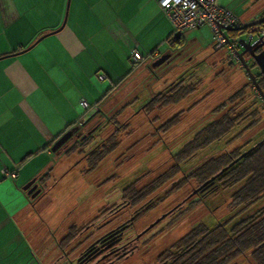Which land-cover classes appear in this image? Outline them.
Listing matches in <instances>:
<instances>
[{"label":"rangeland","instance_id":"374dc122","mask_svg":"<svg viewBox=\"0 0 264 264\" xmlns=\"http://www.w3.org/2000/svg\"><path fill=\"white\" fill-rule=\"evenodd\" d=\"M217 1L242 15L256 0ZM224 33L233 35L227 31ZM153 37L159 41L155 33ZM246 38L242 33L237 39ZM162 39L154 46L161 56L167 50L176 51L181 47L177 56L168 60L166 65L154 66V61L138 64L136 68H140L136 76L141 73L139 89L122 103L134 99L130 108L138 110L150 96L180 78H183V86H196V91L177 106L169 108L165 117L177 115L178 119L160 136H148L153 129L145 130L140 117L135 119L130 125L134 132L122 133L119 147L92 172L88 171V163L82 161V156L110 131L109 125L101 124L89 143L76 155L51 158L55 166L49 180L42 182L41 193L46 194L49 187H55L39 200L35 210L41 213L58 242L72 230L74 237L62 252L56 246L57 255L50 264H93L94 261L87 263L82 260L78 263V253L87 247L99 246L100 240L116 224L129 221L133 222L132 228H124L121 240L138 241V249L129 254L132 250L125 248L115 259L108 257L109 251L101 250L94 264H159L163 253L176 252L172 245L200 223L210 229L224 222L226 230L231 232L237 224L264 213V196L244 208L233 207L230 200L233 189L218 185L208 193L192 198L190 203L186 202L199 185L189 175L203 159L242 153L264 139V102L257 91L252 90L253 85L236 56L227 49L214 52L213 37L207 27L182 33L178 42L173 40L172 32ZM241 51L237 47V52ZM244 62H247V56H244ZM246 64L248 66L249 63ZM239 92H243L241 97L233 100ZM227 110L231 118L237 119L229 133L195 152L192 158L179 162L180 171L170 174L175 164L172 156L194 141L201 126L218 119ZM92 113L87 111L85 115ZM158 124L154 121L155 126ZM133 185L139 193L155 189L141 203L130 207L124 193ZM187 204L193 205L189 211ZM228 264H251V260L247 253L246 257H236Z\"/></svg>","mask_w":264,"mask_h":264},{"label":"crops","instance_id":"0c3cea01","mask_svg":"<svg viewBox=\"0 0 264 264\" xmlns=\"http://www.w3.org/2000/svg\"><path fill=\"white\" fill-rule=\"evenodd\" d=\"M257 1L242 15L232 12L244 24L264 18V0ZM66 2L0 0V58L32 46L0 60V264H49L57 255V238L35 210L55 186L35 200L23 186L49 180L52 157L76 155L51 147L90 117L79 101L99 107L110 88L130 78V50L137 49L142 65L155 61V44L172 32L158 0H69L67 9ZM65 12L63 28L35 43L58 30ZM3 169L16 170V178Z\"/></svg>","mask_w":264,"mask_h":264},{"label":"trees","instance_id":"16d2710c","mask_svg":"<svg viewBox=\"0 0 264 264\" xmlns=\"http://www.w3.org/2000/svg\"><path fill=\"white\" fill-rule=\"evenodd\" d=\"M260 26H264V24H260ZM233 35H235V33ZM180 37L181 34H179V39ZM173 40L178 42V40L174 38ZM248 60L249 57H247L246 63L251 62ZM136 66L131 65L130 76L128 75L130 78L128 80L126 79L125 82H122V80L110 88L107 94L102 98L101 104L97 107V111L93 112V114L80 125L82 128H87L89 126L97 127L100 124H106L110 127V131L99 143L95 144L82 156V161L86 160L88 163L89 172L94 171V167L100 165L104 159L119 147L122 133L130 134L131 131L134 132V129L130 125L135 119H139L140 117V121L142 120V126L145 130L149 129V127L153 129L152 132H147L148 136H160L161 133H164L174 126L178 116L175 115L169 118L165 117V114L169 108L177 106L196 91V86H183V78H180L172 82V84L168 85L165 89L150 96L148 101H146L140 109L133 111L130 105L133 103L134 99H132V101H126L125 103L122 102L124 99L130 97L131 93L137 90L141 83V79L139 78L141 73L136 76L137 70L140 67L136 68ZM248 67L250 72L254 75L257 85L261 91L264 92V76L260 73L256 74L255 71L252 72L250 64H248ZM132 79L134 81L129 85ZM252 90L256 91L254 87ZM242 93L243 92H239L235 94L233 100L241 97ZM154 121L159 122L158 126L154 125ZM236 124L237 119L231 118L227 110L218 119L205 126H201L194 141L188 143L186 148L179 149V151L172 156L175 164L171 167L170 174L175 175L180 171L179 162L192 158L198 150L206 148L213 142L219 141L224 135L228 134ZM145 136L146 135H144V137ZM90 138L91 137H85L83 140H78L71 147L62 152L66 155L71 153L77 154L81 148L89 143L88 141ZM143 138L141 137V139ZM257 143L258 145L252 151L228 168L226 167L246 150L242 153L232 152L216 158L207 157L203 159L189 175V178H193L198 182L199 185L197 188L222 169H226L213 182L198 193H208L215 189L217 185L221 188L233 189L230 197L231 203L233 207L242 208L255 203L261 196H264V139H261ZM180 173H182V171ZM44 177L46 176L40 177L41 183L44 182ZM238 184H240V186L236 188L235 186ZM154 189L155 188H149L145 192L139 193L135 190V186L133 185L124 193V197H128L129 206L134 207L141 203L144 197L153 193ZM198 193L187 198L186 202L190 203L192 198L200 197ZM191 204H187L189 206L187 208L188 211L193 207ZM208 212L209 211H207V213ZM70 233V235L67 234L64 236L60 242L53 244L54 247H59L60 252H62L64 246H68L73 239V230ZM113 238L114 236L110 238V241ZM171 248L176 250V252H164L162 255L163 258L159 262L165 261L167 262L166 264H228L236 257H246L248 253L251 264H264V213L247 220L243 224H237L232 228L231 232L226 230L224 222L209 231L204 225H197L178 239ZM87 250L89 249H83L78 253V263H80L81 260L84 262L87 257Z\"/></svg>","mask_w":264,"mask_h":264},{"label":"built area","instance_id":"2783aa9c","mask_svg":"<svg viewBox=\"0 0 264 264\" xmlns=\"http://www.w3.org/2000/svg\"><path fill=\"white\" fill-rule=\"evenodd\" d=\"M162 16L169 22L173 35L182 34L191 30L207 27L213 37V48L226 47L232 56H236L237 39L242 33L246 35L245 41L250 40V44L264 41V26L253 25L244 28V24L232 11L218 4L217 0H158ZM219 27L226 29L241 28L234 32L235 35H224L219 31ZM264 49L262 46L259 50ZM237 58V57H236ZM129 59L132 65L143 62V57L136 48L129 52ZM79 105L85 111L95 112L97 106H89L84 100L79 101ZM3 175L11 180L17 176V171L2 170Z\"/></svg>","mask_w":264,"mask_h":264},{"label":"water","instance_id":"95a60500","mask_svg":"<svg viewBox=\"0 0 264 264\" xmlns=\"http://www.w3.org/2000/svg\"><path fill=\"white\" fill-rule=\"evenodd\" d=\"M69 4V0H67L66 2V9L67 6ZM66 21V12L62 21V24L60 25V27L58 28V30H56L55 32L49 33V34H44L42 36H40L35 43L41 41L42 39H44L45 37L51 35V34H55L56 32H58L59 30H61L65 24ZM260 24H264V18H260L256 21H253L251 23H248L244 26V28L253 26V25H260ZM241 28H231V29H226L223 27H219V31L221 32V34L223 36L224 32H238L240 31ZM174 39L178 40L179 39V34L176 33L174 35ZM237 46L239 48L242 49V51L240 53H238L237 51H235L236 57L239 61V63L241 64L244 72L246 73V75L248 76V79L250 80V82L252 83L253 87L255 88V90L257 91V93L259 94L260 98L262 101H264V92L261 91V89L259 88V86L257 85L256 81H255V77L254 75L250 72L249 67L247 66V64L244 62V56H247L249 58H251L254 63L256 64V66L258 67V69L260 70V73L262 75H264V49L260 50L258 52V50L264 46V41H262L261 43L259 42H255L253 44H250V40H239L237 42ZM32 46L26 48L25 50H22L18 53L9 55V56H16L19 55L21 53H24L26 51H28ZM9 56H5V57H9ZM5 57H1V59L5 58ZM169 59V55L167 54H163L162 56H160L157 60L154 61V66H159L161 64H163L164 62L166 63V61H168ZM77 129L76 127H73L71 129H69L68 131H66L64 134H62L52 145L51 147V151L53 153H58V152H62L64 150V144L66 143V141L72 136V130ZM93 132V131H91ZM91 132H89L88 134H91ZM86 137V135L82 136L80 138V140H83ZM258 145L255 144L254 146H252L251 148H249L248 150H246L245 152H243L238 158H236L235 160H233L226 168L232 166L233 164H235L236 162H238L241 158H243L246 154H248L250 151H252L256 146ZM222 169L220 172H218L217 174H215L214 176H212L210 179H208L206 182H204L201 186H199L197 189H194L191 194L187 197H191L192 195L198 193L199 191H201L202 189L206 188L211 182H213L223 171H225V169ZM22 191L26 193L27 196L30 197V199H35L41 192V189L38 187L37 184V180L36 178H33L32 180H30L29 182H27L23 188ZM155 224V222L151 225H149L146 229H144L138 236L137 238L142 235L143 233L147 232L153 225Z\"/></svg>","mask_w":264,"mask_h":264},{"label":"flooded vegetation","instance_id":"af4514ba","mask_svg":"<svg viewBox=\"0 0 264 264\" xmlns=\"http://www.w3.org/2000/svg\"><path fill=\"white\" fill-rule=\"evenodd\" d=\"M181 47L177 48L176 51L175 49L174 50H170L166 53V55L168 54L169 55V59L168 60H171V59H174L176 56H177V51L180 50ZM260 50H258L259 52ZM249 60L251 61L249 64L250 66L255 70V73H260V70L258 69V67L256 66V64L254 63V61L249 58ZM248 60V61H249ZM167 62V61H166ZM255 64V66H254ZM162 65H165V62L162 64ZM261 74V73H260ZM144 75V73L142 74ZM262 75V74H261ZM264 76V75H262ZM101 125V124H100ZM100 125H98L97 127H87V128H82L80 125L77 126V129L75 130H72V136L66 141V143L63 145L64 146V150H66L67 148L71 147L76 141L80 140V138L84 135H86V138L88 137H92V135L96 132V130L100 127ZM68 131V130H67ZM93 131V132H91ZM89 132H91V134H88ZM37 184H38V187L41 189L42 191V188H41V185L42 183L40 182V178L37 179ZM41 193V192H40ZM42 194V193H41ZM206 193H198V196H202ZM133 218V217H132ZM132 221H129V222H125V223H118L116 224L115 228H112V230L110 232H108L101 240H100V245L97 246V245H94V246H90V247H87V257L86 259L84 260L85 262L87 263H91L92 261L93 264L95 262H97V259L98 257L101 255L102 251L104 250L105 252L109 251L108 254L109 256L108 257H111L113 256V259H115L116 257L119 256V251L121 250H124L125 248H128L129 247V250L131 249V253L129 254H132L134 251H136L138 248V241L136 242L135 240H131V241H127V242H123L121 240V235L123 233V230L124 228L128 227V228H132ZM201 225H204L202 223H200ZM220 223H218L217 225H219ZM131 225V226H130ZM216 225V226H217ZM216 226H214L213 228H215ZM127 228V229H128ZM213 228H210V229H207L208 231L209 230H212ZM114 236V238L110 241V238ZM110 241V242H109ZM100 247V248H99ZM136 248V249H135ZM102 250V251H101ZM119 253V254H118ZM167 262H160L159 264H166ZM97 264V263H96Z\"/></svg>","mask_w":264,"mask_h":264}]
</instances>
